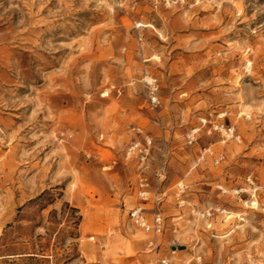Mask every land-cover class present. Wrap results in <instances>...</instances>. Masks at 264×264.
Here are the masks:
<instances>
[{
	"label": "rangeland",
	"instance_id": "obj_1",
	"mask_svg": "<svg viewBox=\"0 0 264 264\" xmlns=\"http://www.w3.org/2000/svg\"><path fill=\"white\" fill-rule=\"evenodd\" d=\"M145 136L171 264L264 261V0H0V264H146Z\"/></svg>",
	"mask_w": 264,
	"mask_h": 264
},
{
	"label": "built area",
	"instance_id": "obj_2",
	"mask_svg": "<svg viewBox=\"0 0 264 264\" xmlns=\"http://www.w3.org/2000/svg\"><path fill=\"white\" fill-rule=\"evenodd\" d=\"M148 84L151 87V102L154 107L160 105V101L158 96L156 95V80L149 82ZM214 129L219 130L223 133L226 139H235L239 140V135L235 133L234 128L225 127L224 125L217 124L214 126ZM137 136L142 135L143 130L141 127H136L133 129ZM199 129H192L186 137L187 143L193 144L197 141ZM153 148V141L149 136H145L143 140L135 139L132 141L130 145L125 150V157L130 160V158L136 160L139 163L140 168L142 169V173L140 178L138 179L136 192L137 197L141 201V204L131 208L129 210V215L131 222L143 229L146 233L152 235V239L148 243L146 253L153 254L146 264H171V261L168 257L162 256L159 253L160 247L162 245V238L167 229V218L163 215L160 210L159 204L163 201L161 196L164 194L165 186L164 182L167 179L166 172V162L161 161L154 168L155 174V185L151 180V177L146 173V170L151 169L153 167L151 162L153 159H150L151 151ZM210 151V149L206 150ZM202 159L200 161H206L205 153L201 155ZM221 159L215 160V163L218 164ZM248 181H251V176L248 177ZM152 202L154 207L151 209H147L141 205H146L147 203ZM251 264H264V261H252Z\"/></svg>",
	"mask_w": 264,
	"mask_h": 264
},
{
	"label": "crops",
	"instance_id": "obj_3",
	"mask_svg": "<svg viewBox=\"0 0 264 264\" xmlns=\"http://www.w3.org/2000/svg\"><path fill=\"white\" fill-rule=\"evenodd\" d=\"M176 229V228H175ZM150 239H152V237L150 238ZM150 239H149V241L147 242V244H146V246H148V243L150 242ZM176 239H174V241H173V243H172V245H174L175 246V241ZM177 242H178V244H179V241L177 240ZM166 245V234L163 236V238H162V245H161V247H160V250H159V253H160V255H162V256H166V257H168L169 258V253H167V251H166V249H165V246ZM178 249L176 248V250H173L172 251V253H176V251H177ZM149 256L151 257V256H153V254H149Z\"/></svg>",
	"mask_w": 264,
	"mask_h": 264
},
{
	"label": "bare ground",
	"instance_id": "obj_4",
	"mask_svg": "<svg viewBox=\"0 0 264 264\" xmlns=\"http://www.w3.org/2000/svg\"><path fill=\"white\" fill-rule=\"evenodd\" d=\"M138 26L148 27V26H153V25L152 24L139 23ZM251 65H252V62L250 60H248L247 61V68L250 69ZM146 80L149 81V82L153 81V79L151 77H149V76L146 77ZM251 204L255 206L257 204V202L256 201H252ZM190 262H191V260L189 261V263Z\"/></svg>",
	"mask_w": 264,
	"mask_h": 264
}]
</instances>
